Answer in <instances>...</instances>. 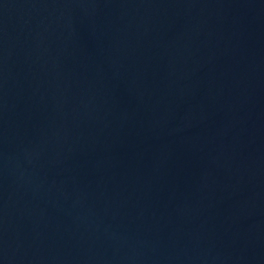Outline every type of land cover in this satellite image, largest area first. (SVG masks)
<instances>
[{"label":"water","instance_id":"1","mask_svg":"<svg viewBox=\"0 0 264 264\" xmlns=\"http://www.w3.org/2000/svg\"><path fill=\"white\" fill-rule=\"evenodd\" d=\"M0 264H264V0H0Z\"/></svg>","mask_w":264,"mask_h":264}]
</instances>
